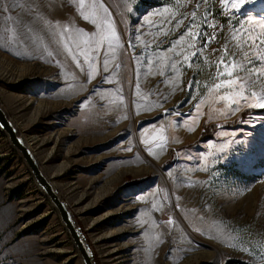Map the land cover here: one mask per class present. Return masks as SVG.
<instances>
[{"label":"rangeland","instance_id":"374dc122","mask_svg":"<svg viewBox=\"0 0 264 264\" xmlns=\"http://www.w3.org/2000/svg\"><path fill=\"white\" fill-rule=\"evenodd\" d=\"M233 12L221 0H0V105L96 264H264V100L233 112L238 94L219 99L230 89L215 87L228 79L220 57L264 55L233 33L264 9L251 20ZM205 16L216 25L206 48L193 40ZM251 35L264 39V28ZM89 38L102 42L99 56ZM118 228L126 233L113 236ZM0 264H83L1 131Z\"/></svg>","mask_w":264,"mask_h":264},{"label":"snow or ice","instance_id":"6c2138e0","mask_svg":"<svg viewBox=\"0 0 264 264\" xmlns=\"http://www.w3.org/2000/svg\"><path fill=\"white\" fill-rule=\"evenodd\" d=\"M221 3L226 5L227 7H230L234 9L233 15L241 14L242 8L244 13H246L249 17V20L255 15V10L257 8L264 9V0H248V4L251 5V7L244 8V0H221ZM83 7V5H81ZM199 7V4L197 5V8ZM159 14V13H157ZM192 17L195 18L196 12L193 11L191 13ZM215 17H213V20ZM231 19V17H229ZM170 22V21H169ZM196 27L195 23L190 24L189 26V32L191 31V28ZM208 27H216L214 23H209L207 16L204 18V31L198 32L193 36V40L201 39L203 40V46L204 48L207 47L208 43H210L213 39H215V36H209L207 34V28ZM242 24H237L233 26V33H240L241 35H244L247 33V39L244 42V45H238V47H241L242 49L244 47L252 48L256 47L258 48L261 44H264V39H261L259 36H252L251 34L255 31L257 27L264 28V13H261L260 18L257 22V24H254L252 28L245 29L243 32L241 29H243ZM71 39V38H69ZM108 39V46L109 48L113 47V41L117 40L115 36L109 37ZM85 44L95 45L91 47V51L96 54V56H99L100 54V45L101 41H92L91 38H89L88 41H84ZM175 43V42H174ZM194 46V45H192ZM66 50L69 53H72V48L68 45L65 46ZM77 48H80V45H76ZM85 50L83 48H80V51H77L75 53L74 59L80 55L81 52H84ZM225 55L228 53L227 47L224 49ZM87 54V53H85ZM195 55V53H193ZM234 60L229 61L228 63H225L224 57H220L219 64L224 65V71L221 72L219 70V65L217 66V72L220 76H227L228 79L220 81V83H217L215 85L216 89L219 90L222 86L228 87L230 89L229 93L220 96L219 99H227L229 96H231L232 93H237L238 95L233 98V102L237 104L236 109H232V111H236L239 109V107H242L248 103L249 98L256 97L258 99L264 100V96H258L257 91L254 89L261 88L262 91H264V86H261L259 81L264 76V73H258L256 71L257 68L264 69V55L262 56H256L255 58L250 57V53L247 51L243 52V58L244 63H241L240 60L235 59L236 53H232ZM96 56L91 57L92 61H95ZM187 59V57H185ZM106 63V62H105ZM77 66L79 67V61H77ZM236 69L237 74L234 75L233 70ZM244 73V74H240ZM189 89H192V82H189ZM241 101H243V104H241ZM256 106V105H251ZM258 106L260 108H264V103H259ZM171 223V221H169Z\"/></svg>","mask_w":264,"mask_h":264},{"label":"water","instance_id":"95a60500","mask_svg":"<svg viewBox=\"0 0 264 264\" xmlns=\"http://www.w3.org/2000/svg\"><path fill=\"white\" fill-rule=\"evenodd\" d=\"M0 131L5 134L13 149L22 157L28 170L34 178L36 185L49 199L53 209L60 216L61 222L76 247L83 264H96L93 253L86 242L81 229L78 227L67 204L60 197L52 182L44 175L35 154L27 147L23 137L20 136L17 126L10 120L0 105Z\"/></svg>","mask_w":264,"mask_h":264},{"label":"trees","instance_id":"16d2710c","mask_svg":"<svg viewBox=\"0 0 264 264\" xmlns=\"http://www.w3.org/2000/svg\"><path fill=\"white\" fill-rule=\"evenodd\" d=\"M247 112L242 113L240 115L239 120L235 122H228L223 125H213L211 128H204L203 132L201 133L200 139L198 140V143L200 141H204L207 139H210L214 137L215 132L221 127V128H235L246 116Z\"/></svg>","mask_w":264,"mask_h":264},{"label":"bare ground","instance_id":"6f19581e","mask_svg":"<svg viewBox=\"0 0 264 264\" xmlns=\"http://www.w3.org/2000/svg\"><path fill=\"white\" fill-rule=\"evenodd\" d=\"M25 141V144L27 145V147L32 151V149L30 148L31 147V145L29 146V144H28V142L26 141V140H24ZM33 152V151H32ZM34 153V152H33ZM55 188V187H54ZM56 189V188H55ZM113 214H110V217L112 216ZM126 233V230L125 229H123V228H118V229H116V230H114L113 232H112V235L113 236H120V235H123V234H125ZM124 248H126V247H129L128 245H124L123 246Z\"/></svg>","mask_w":264,"mask_h":264}]
</instances>
